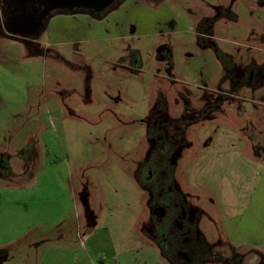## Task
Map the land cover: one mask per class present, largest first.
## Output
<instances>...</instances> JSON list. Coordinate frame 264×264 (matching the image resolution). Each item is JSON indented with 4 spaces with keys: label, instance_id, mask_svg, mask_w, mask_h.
I'll return each instance as SVG.
<instances>
[{
    "label": "rangeland",
    "instance_id": "rangeland-1",
    "mask_svg": "<svg viewBox=\"0 0 264 264\" xmlns=\"http://www.w3.org/2000/svg\"><path fill=\"white\" fill-rule=\"evenodd\" d=\"M160 174L201 240L176 255L172 227L175 263L193 242L264 264V0H119L32 38L0 29V264H173Z\"/></svg>",
    "mask_w": 264,
    "mask_h": 264
},
{
    "label": "flooded vegetation",
    "instance_id": "flooded-vegetation-1",
    "mask_svg": "<svg viewBox=\"0 0 264 264\" xmlns=\"http://www.w3.org/2000/svg\"><path fill=\"white\" fill-rule=\"evenodd\" d=\"M11 1L2 0L4 6L6 7L7 14L5 13L6 15L4 14L3 16H1L0 29L5 31V26L7 25L13 26L14 22H16V20L20 16H25L26 18H28L27 20L29 19L32 20V22L29 23L31 25L30 29L25 28L23 30L25 33L30 34V37L28 38L38 36L44 29L49 18L52 15H54V13H58L60 11H68V9L49 8V3L47 2V0H20L21 3L19 2V0H13L12 2ZM118 1L119 0H113V2L110 5H108V7H106L104 10L97 11V10H93L90 8H73L72 10H69V12L74 11V10H77V11L88 10L90 11V13H93V12L103 13L104 11H106L107 9L115 5ZM23 2H27V3L22 4ZM9 5L12 7V10L10 12H9V8H10ZM24 7L27 8V11L22 12ZM174 153L175 151L171 147H164L159 151L155 149L154 153H152L154 156L153 158L154 161H149L146 165H153V164L155 165L156 163L160 164L165 160L170 161ZM145 174L146 172L142 175L147 177V175ZM159 176H160V179L157 182L162 184L163 188L159 190L157 188H154V189L149 188L151 195H152V200L150 203V211H151V220L153 223V229L154 231H157V229H161L160 234L159 233L158 234L161 235V237H163V238L159 237L158 238L159 240L156 237L154 238L157 241V244L161 248H163V251L167 254V259L173 264H187L186 262H189L190 264L191 263L192 264H202V262L205 260H209L212 262L222 261L221 264H242L237 252L233 250H229L230 258L228 259L223 254L215 255L213 257L211 253H209L210 257L208 258L200 257L201 253L200 251L197 250V246L194 244L192 245L194 241H201L200 235H198L197 230H196L197 227H196V221L193 218V211L185 203H183L181 199L177 197V192L175 191L174 187H172L173 185L167 184L171 176H165L163 174H160ZM142 177H141V174L138 173V180L139 182L143 184L144 182L142 181L143 180ZM172 227L173 229H171ZM170 229L175 231V233H173L174 232L173 231L172 234H174V236L176 237V255L179 252L178 239L180 237L183 239H188V241H191L192 237L194 238L193 242L187 243L189 245L191 244V248L189 250L191 254L190 255L191 258H189V260H185L186 254L184 253L182 257L184 255L185 257L180 260L176 259V263H175V260H174L175 252L172 251L169 244L167 243L170 240V238L164 237L165 234L170 232ZM178 231H180V233H178ZM201 244L199 243V245Z\"/></svg>",
    "mask_w": 264,
    "mask_h": 264
},
{
    "label": "water",
    "instance_id": "water-1",
    "mask_svg": "<svg viewBox=\"0 0 264 264\" xmlns=\"http://www.w3.org/2000/svg\"><path fill=\"white\" fill-rule=\"evenodd\" d=\"M47 2L49 3V8L52 9L56 8V9L72 10L73 8H90L98 11V10H104L106 7H108V5H110L113 2V0H47ZM25 3L27 2H23L22 4ZM25 11H27L26 7H24L22 12ZM27 19L28 18H26L25 16H20L16 20V22H14L15 26L7 25L5 26V31L10 35L19 36L22 38L30 37L29 33H25L23 31L25 28L30 29L31 27L29 23H31L32 20L31 19L27 20Z\"/></svg>",
    "mask_w": 264,
    "mask_h": 264
}]
</instances>
